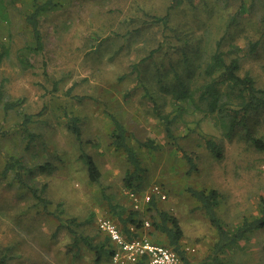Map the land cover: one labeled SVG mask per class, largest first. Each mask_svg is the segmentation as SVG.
I'll use <instances>...</instances> for the list:
<instances>
[{
	"label": "rangeland",
	"instance_id": "rangeland-1",
	"mask_svg": "<svg viewBox=\"0 0 264 264\" xmlns=\"http://www.w3.org/2000/svg\"><path fill=\"white\" fill-rule=\"evenodd\" d=\"M244 1L246 5L250 0ZM240 2L62 0L60 7L41 18L43 50L30 55L32 67L22 68L16 51L31 41L23 20L29 0H7L8 20L0 16V45H9V53L0 63V81L4 79L5 97L20 100L12 110L0 107V256L5 254L8 264H95L92 246L105 235L98 222L111 216L107 195L128 208L134 205L124 183L130 166L124 152L111 144V114L126 127L130 143L152 138L159 145L156 150L140 149L144 171L142 188L135 191L136 203L145 209V194L153 185L162 187L166 198L158 199L157 205L179 219L181 246L190 261L197 263L210 254L217 233L189 187L216 188L218 212L229 226L242 215L257 212L259 198L264 196V151L256 149L248 137L264 138V110L252 112L247 128L239 125L227 136L212 116L188 103L185 111L176 113L178 102L172 98L175 72L189 78L193 86L203 56H194L187 74L177 49L181 47H172L178 42L171 35L189 37L193 49L210 51L223 32V9L233 12ZM167 11L165 28L155 18ZM252 11L244 12L240 23L229 28L223 49L240 57V72H249L256 85L264 88V22L259 20L261 10ZM258 39L257 49L249 53L250 42ZM234 45L240 50L232 51ZM151 49L157 51L142 61ZM158 73L167 90L157 82ZM145 87L163 112L171 111L173 136L166 135ZM70 111L81 117L80 141L66 127L65 113ZM24 112L34 115L27 128L37 135L29 147L19 125ZM207 139L221 146V158L206 149ZM81 150L96 162L98 181L88 178L78 157ZM9 156L21 157L35 168L49 166L45 172L35 169L34 174L21 171L20 182L12 171L2 175ZM188 158L195 170L189 171ZM43 185L44 204L30 188ZM153 213V209L146 211L144 219ZM70 220L75 233L68 230ZM146 236L154 243L166 242L160 233ZM223 261L264 264V228L224 253ZM105 263L108 258L103 256L101 264Z\"/></svg>",
	"mask_w": 264,
	"mask_h": 264
},
{
	"label": "trees",
	"instance_id": "trees-1",
	"mask_svg": "<svg viewBox=\"0 0 264 264\" xmlns=\"http://www.w3.org/2000/svg\"><path fill=\"white\" fill-rule=\"evenodd\" d=\"M61 5L62 0H29V8L23 13V20L31 33V41H28L16 51L17 62L22 68L32 67L33 63L30 55L37 54L44 48L43 37L40 30L41 18L44 14L49 13ZM6 8L7 0H0V16L5 20H8ZM253 9L261 10L259 20L260 22H264V0H250L249 4L246 5L245 1L241 0L233 12L231 10L228 11L227 8L223 9V12L221 13L223 32L214 39L210 51L202 50V48L198 50L196 47L193 49L191 46L192 41L188 40L189 37L179 35V33L171 35L175 36L178 42L177 45L173 44L172 47H175V49L179 46L181 47L177 49L180 50L179 53L182 56L183 62L182 67L183 70L188 72L187 74H189L192 69V59L194 56L198 54L203 56L202 62L199 65L198 77L193 86L190 85L189 78H180L177 72H175V80L172 82V98L178 102V106L175 108V110H177L176 113L185 111L183 106L188 103L193 109H198L202 113L212 116L215 124L221 127L227 136H230L232 131L239 125L244 129L247 128V121L252 112L264 110V88L256 85L255 79L249 72H240V57L237 55L231 56L229 54L231 52L230 50L223 49V44L226 40L229 28L240 23L242 19L241 15L244 12L252 14ZM168 11L165 15L155 18L156 20H160L165 28L168 26ZM261 26L264 30V26ZM163 32L165 35L167 34L165 30ZM169 38H166L167 43H170ZM259 42V39L256 42H250L247 51L249 53L254 52L257 49ZM231 50L236 51L240 50V48L234 45L231 47ZM155 51L157 50L151 49L146 56L142 57V61L152 56ZM8 53L9 45L1 44L0 63ZM135 65L139 73H141L139 62H136ZM174 67L173 69L175 70ZM158 74L159 76H157L156 79L157 82L163 90H165V88L167 90L162 75L160 73ZM190 75H192V73H190ZM3 83L4 79H1L0 107L5 111H9L20 105V100H13L5 97ZM145 88L149 92V88ZM148 97L153 101V109L156 117L160 119L165 126L166 135L173 136L171 124L173 123L172 121L174 117L170 116L171 111L163 112L156 102L154 95L150 92L148 93ZM65 115L68 131L75 137V139L80 141L81 117L71 111L65 113ZM33 116L34 115L31 113L24 112L22 121L19 123L21 128H23L22 132L24 134V139L26 140V147H29V144L37 138V135L30 132L27 128L28 124L32 121ZM110 118L113 125L110 133L111 144L116 149L124 152L126 161L130 166L126 169L124 174L125 186L131 191H138L142 188L141 183L144 171L142 159L140 157V149L156 150L159 145L152 138L143 140L136 139V143H130L128 140L129 134L122 121H120L114 114H111ZM248 139L256 149L264 151L263 137L249 135ZM205 145L206 149L216 158L222 157L221 146L215 140L207 139ZM78 157L85 166L88 178L91 181H98L100 171L93 157L83 150H81ZM188 160L190 161L189 171L195 170L196 166L193 160L191 158H188ZM48 166V163H44L35 168L26 165L21 157L9 156L3 166L2 175L6 176L8 172L12 171L15 173L18 181L23 182L21 171L28 174H34L35 169L45 172ZM30 188L34 196L44 204L46 201L41 194L46 186L43 185L41 188ZM188 191L198 202V207L203 210L209 223L216 229L217 233V240L213 244L210 254L197 263L188 259L186 250L181 246L183 228L179 219L169 210L158 207L157 200L161 199L158 195L153 194L143 210H141L140 207H134L131 205L128 208L117 201L113 202L112 196L107 195L108 205L111 210V216L109 217L113 219L115 218L118 225L121 227L122 232L130 237L141 236L143 233L145 236L155 232L162 234L166 238L164 245L174 249L180 255L183 264H229V262L223 261V254L237 246L239 242L247 240L251 233L264 228V196L259 198L258 210L256 213L244 214L239 218L237 223L233 226H229L221 218L218 212L220 192L216 188L189 187ZM152 209L154 210V213L144 219V213ZM145 220H148L150 225L145 226ZM69 223L71 224L65 226L69 228L68 230L75 233L72 229L74 220H70ZM130 226L138 229V231H132ZM146 228H150L149 232H143V229ZM99 231L101 230L99 229ZM112 246L111 240L106 234L102 240L92 246L95 255V264H101L103 256L107 257L109 261L113 251ZM4 255L0 256V264H8ZM136 264H142V262L138 261Z\"/></svg>",
	"mask_w": 264,
	"mask_h": 264
},
{
	"label": "built area",
	"instance_id": "built-area-1",
	"mask_svg": "<svg viewBox=\"0 0 264 264\" xmlns=\"http://www.w3.org/2000/svg\"><path fill=\"white\" fill-rule=\"evenodd\" d=\"M149 193L145 194V202H148L153 194L161 199L166 198V193L160 185H153ZM128 194L134 200V207H139L136 203L135 191L128 190ZM145 226L150 225L148 220ZM98 228L106 234L112 243V253L108 264H183L180 255L171 247L154 243L145 235L130 237L123 233L117 221L111 217H104L99 220Z\"/></svg>",
	"mask_w": 264,
	"mask_h": 264
}]
</instances>
